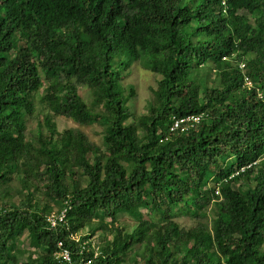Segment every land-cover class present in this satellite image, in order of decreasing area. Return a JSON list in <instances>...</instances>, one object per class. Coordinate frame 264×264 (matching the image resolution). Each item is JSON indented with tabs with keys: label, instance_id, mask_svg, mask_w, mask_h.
Instances as JSON below:
<instances>
[{
	"label": "trees",
	"instance_id": "trees-1",
	"mask_svg": "<svg viewBox=\"0 0 264 264\" xmlns=\"http://www.w3.org/2000/svg\"><path fill=\"white\" fill-rule=\"evenodd\" d=\"M260 95L264 0H0V264H264Z\"/></svg>",
	"mask_w": 264,
	"mask_h": 264
},
{
	"label": "rangeland",
	"instance_id": "rangeland-1",
	"mask_svg": "<svg viewBox=\"0 0 264 264\" xmlns=\"http://www.w3.org/2000/svg\"><path fill=\"white\" fill-rule=\"evenodd\" d=\"M125 83L127 86L134 85L136 89V99L134 101L135 107L143 111V106L145 104L146 98L150 94V87H152L154 83V78L152 73L149 71L137 66L136 68L133 67V70L130 71V74L125 77ZM59 128L67 127V126H78L80 127L87 135L88 137L94 141L97 142L99 139V135L96 133V125H78L74 123L70 119L65 118H59L57 119ZM34 124V123H33ZM119 221L126 225L127 229H130L134 225V221L131 217L128 215L119 217ZM178 221L183 224H187L189 222L187 216H181L178 218ZM101 235H96L94 238H92V242L94 243V246L100 241ZM23 247L26 246L29 248V244L27 241H24Z\"/></svg>",
	"mask_w": 264,
	"mask_h": 264
},
{
	"label": "built area",
	"instance_id": "built-area-1",
	"mask_svg": "<svg viewBox=\"0 0 264 264\" xmlns=\"http://www.w3.org/2000/svg\"><path fill=\"white\" fill-rule=\"evenodd\" d=\"M227 0H221V2L224 4ZM239 67H243V64H239ZM251 81L249 79L248 76H244V85L250 86ZM262 101H264V97L261 96ZM199 115L197 114H190V115H186V116H182V117H172V121L170 123L169 129L170 130H176V129H180L181 131L183 130H187L188 127L192 126V122L198 121L199 120ZM214 193L216 195L219 194V190L215 189ZM65 209H62L60 211H53L51 213H49L46 216V221L48 222V224L50 225V227H54L58 222H63L65 219ZM72 238L77 240V236L76 235H72ZM58 245H61V243L59 242ZM59 257H62V259L66 260V261H70V255L69 252L65 249H63L59 254ZM79 264V263H78ZM82 264H86V263H82Z\"/></svg>",
	"mask_w": 264,
	"mask_h": 264
},
{
	"label": "clouds",
	"instance_id": "clouds-1",
	"mask_svg": "<svg viewBox=\"0 0 264 264\" xmlns=\"http://www.w3.org/2000/svg\"><path fill=\"white\" fill-rule=\"evenodd\" d=\"M227 58V56H222V59H226ZM240 64H242V63H240ZM240 68H242V67H240ZM244 76H246V75H244ZM250 79V78H249ZM243 82H244V77H243ZM215 191V190H214ZM220 194V193H219ZM218 194V195H219Z\"/></svg>",
	"mask_w": 264,
	"mask_h": 264
}]
</instances>
